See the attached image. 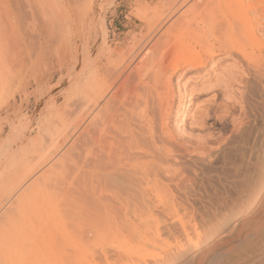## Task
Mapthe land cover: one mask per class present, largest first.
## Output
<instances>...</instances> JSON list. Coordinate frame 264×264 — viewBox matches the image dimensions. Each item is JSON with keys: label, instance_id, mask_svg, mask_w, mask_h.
Returning a JSON list of instances; mask_svg holds the SVG:
<instances>
[{"label": "bare ground", "instance_id": "6f19581e", "mask_svg": "<svg viewBox=\"0 0 264 264\" xmlns=\"http://www.w3.org/2000/svg\"><path fill=\"white\" fill-rule=\"evenodd\" d=\"M106 1L0 0V108L10 107L14 111V105H9L5 95L9 88L14 87V76L22 78L28 70L34 72L52 63L65 74L58 79L56 86L52 85L54 87L46 85V77L41 73L35 77L31 92L39 95L37 102L45 106L44 109L53 111L55 101L50 97L54 91H60L65 79L72 80L76 89L74 110L70 104L69 110L72 111L67 115L76 120L72 130L75 146L59 154L60 160L72 161L75 153L73 168L66 165L73 175L70 179L64 165L70 180L66 182L63 179L68 183L62 184L64 189L67 186L66 196L62 201L59 198L61 204H53L54 212L49 215L62 211L67 223L62 222V214L57 223L44 228L42 237H48L50 242L44 244L43 238L38 239L40 246L35 249V244L34 254L18 259V264H97L96 257L99 264H109V259L124 264H161L168 256L178 253L183 244L190 242L189 229L179 224L175 227L182 231L183 238V242L176 245L175 252L168 247L158 250L155 246L160 232L167 225L160 227L155 223L149 210V195L166 187L155 178L161 170L160 163L165 162L162 154L170 144L171 134L167 131L166 122L176 110L172 81L177 74L182 76L190 71L194 73L195 82L206 81V68L223 52L227 59L241 58L248 64L254 62L256 76L258 79L263 77L264 35L258 33L260 28L264 30V0H163L162 3L158 0L150 15L144 11L137 18L138 24L132 25L127 44H113L109 39L108 8L105 6L110 4L104 5ZM159 3L164 8L161 15L158 14ZM241 43L252 53L242 52ZM28 86L30 84L26 83L23 90L26 91ZM48 115L49 112L46 116L49 122ZM56 115H53L55 121L58 119ZM27 121L24 119L14 125V132L24 130ZM42 124L41 130L44 131L46 127ZM46 126L49 128L50 124ZM37 136L40 139L42 135ZM53 136L52 140L50 137L51 142ZM40 151L33 146L34 153ZM52 151L55 153L54 149ZM46 154L48 157L51 155ZM38 155L41 158V154ZM48 166L31 180L29 185L35 184L34 188L31 187L33 190L27 187L26 194L21 192L14 198L13 212L11 207L5 206L6 210L0 213L3 219L0 221L3 264H14L25 231L43 228L33 227L40 224L37 222L40 215L36 213L39 201L44 204L51 186L61 184L51 169L53 165ZM57 167L54 169L58 170L56 173L61 171ZM60 190V194L64 193ZM165 201L157 203L159 208L173 212V206ZM43 212L40 219L47 217ZM91 236H102L104 240H112V245L118 243V246L106 244L107 250L102 247L97 253L79 251L80 245L86 242L85 237L89 241ZM194 237L195 241L201 238L198 232ZM193 248H196L195 244Z\"/></svg>", "mask_w": 264, "mask_h": 264}, {"label": "rangeland", "instance_id": "374dc122", "mask_svg": "<svg viewBox=\"0 0 264 264\" xmlns=\"http://www.w3.org/2000/svg\"><path fill=\"white\" fill-rule=\"evenodd\" d=\"M156 1L158 0H107L104 5L112 4L105 6L108 8L107 31L111 42L127 44L132 25L138 24L137 18L144 11L150 15ZM159 1L163 2V0ZM161 3L158 5V14L160 15L164 9L161 8ZM258 34L264 35V30L260 28ZM239 47L244 53H252V50L244 43H241ZM223 53L215 58L216 61H211L206 68V77L208 78L206 81L195 82L193 71L186 72L182 76L177 74L172 81L176 110L166 122L167 131L171 134L168 143L170 142L172 147L169 144L168 147L171 150L167 147L162 154L165 162L160 163L159 170H161L155 178L158 183L164 184L166 187L160 192H155L157 193H154L155 196L154 194L149 195L151 199V203L149 202L151 209L149 210L155 223L160 227L167 225V228L160 232L159 241L155 246L158 250L164 247L174 250L178 243L183 242L182 231L175 229L178 224L189 229L190 242L183 244L178 253L168 256L161 264H264V70L262 79H258L256 70L253 69L256 68L254 62L245 63L240 56H238L240 59L237 60L227 59L224 58ZM52 64L53 66H51ZM52 64L41 66L37 71H32L33 73L28 70L22 78L14 76V82H12L14 87L9 88L7 91L9 93L5 94L8 96L9 105H14V111L10 107L9 109L0 108V207H2L0 213L8 207L12 208V212L14 211V198L23 192L26 194V190L35 187V184H33L34 186L29 184L43 168L48 165V167L51 165L57 167L58 165L57 169L59 170L61 168L58 174L56 173L58 170H54L56 167H51L58 177L56 179H59L57 181L61 184L55 183L50 190L48 189L46 194L48 196L44 204L39 201L36 213L41 218L45 211L47 217L43 216V219H37V222L40 223L39 226L34 223L37 215L32 221L35 224L33 227L42 226L43 228L36 231L30 229L27 230L28 232L25 231L24 239L20 243V251L18 250V255L14 257V264L19 263L18 259L28 258L30 253L34 254L35 249L40 246H38L40 241L38 239L43 238L44 244L50 242L48 237H42L44 234L42 231L62 219V211L54 216L49 215L54 212V206L58 203L61 204V199L66 196L67 186L64 189L63 185L70 181L69 178L71 179L73 175L68 168L74 163L72 161H75V153L72 151L74 159L69 160L72 163L67 161L68 159L65 160L69 164L60 160L59 156L63 151L68 150V147L73 146L72 130L76 125V120L67 116L69 111L74 110L75 105L76 89L72 84L73 81L65 79L59 88L60 91H54L50 97L55 101L53 111L44 109L45 106L37 102L39 95L36 92H31L34 87L33 79L41 75L46 77V85L56 86L58 79L65 74V71L60 70L55 63ZM26 83H29L30 86L24 91ZM24 92L25 94H23ZM12 96L14 99L11 98ZM69 105L73 108H71L72 110H69ZM55 108L60 110L55 111ZM48 112L50 119H53H49V122L46 120ZM53 115L58 117L56 121ZM24 119L29 121L24 125V130L14 132V125L23 122ZM59 119L63 121H59ZM42 122L48 126L50 124V131H54L55 135L58 134L57 137L53 136V133ZM40 124L46 127L44 131L41 130ZM61 124H63L62 128ZM47 130L49 132L46 134ZM56 130L57 132H55ZM43 133L44 137H42ZM65 133L68 134L67 136L71 135L69 136L71 141ZM36 134L42 135L40 139ZM63 135L69 142H64L66 138ZM52 136L55 141L57 140L55 143L54 140L51 142ZM30 140L37 144L35 145ZM40 140L45 143H40ZM33 146L40 148L42 152L34 153ZM43 149L49 155L51 154V157H48V154L45 156L46 152ZM53 149L55 153H53ZM39 153L42 159L38 155ZM40 162H43L42 165ZM44 162L45 165H43ZM64 165L65 167L68 165L66 169L69 171L67 170L66 173L69 174V178L64 171ZM23 178L27 180L25 179V181ZM59 187L64 190L62 191L64 193H59ZM38 189L41 188L38 186ZM155 199H159V201ZM164 201L169 202L171 207L173 206V212L169 213L159 208L157 203ZM39 210L42 211L39 212ZM172 215L175 217L173 218ZM65 216L62 219L64 224L67 223ZM170 218L174 220H170ZM2 220L0 218V221ZM167 223L172 224L168 225ZM195 232L201 236L198 241H195ZM85 238L86 242L90 241L91 243H82L78 248L79 251L87 250L88 253L92 251L97 253L101 251L102 247L107 250L106 244H113L112 240H104L102 236L100 238L91 236L89 241L88 237ZM35 244L36 247L32 252ZM115 244L118 246L116 242L112 246ZM194 244L196 248H193ZM1 257L2 255H0V264H3ZM95 262L99 264L97 257ZM108 262L109 264H124L110 259Z\"/></svg>", "mask_w": 264, "mask_h": 264}]
</instances>
